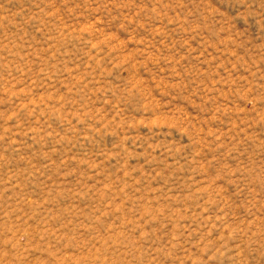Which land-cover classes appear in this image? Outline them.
Returning a JSON list of instances; mask_svg holds the SVG:
<instances>
[{
	"label": "rangeland",
	"instance_id": "374dc122",
	"mask_svg": "<svg viewBox=\"0 0 264 264\" xmlns=\"http://www.w3.org/2000/svg\"><path fill=\"white\" fill-rule=\"evenodd\" d=\"M0 264H264V0H0Z\"/></svg>",
	"mask_w": 264,
	"mask_h": 264
}]
</instances>
